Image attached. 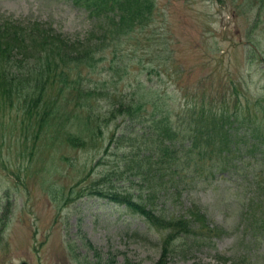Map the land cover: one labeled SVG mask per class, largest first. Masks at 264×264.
<instances>
[{
	"label": "rangeland",
	"instance_id": "1",
	"mask_svg": "<svg viewBox=\"0 0 264 264\" xmlns=\"http://www.w3.org/2000/svg\"><path fill=\"white\" fill-rule=\"evenodd\" d=\"M155 1L153 19L113 46L120 57L107 47L99 63L80 68L81 87L93 90L83 97L96 119L84 123L87 106L72 88L56 98V107L51 100L52 116L44 126L35 114L24 119L20 100L5 103L0 264H223L218 254L235 264H264V238L243 240L247 235L238 225L245 183L237 178L246 175L237 168L222 176L203 171L184 181L159 179L150 204L154 214L182 216L196 205L207 217L205 227L173 236L164 257L162 242L170 231L163 224L88 193L99 183L137 198L146 192L138 189L149 186L124 164V155L133 154V141L118 138L121 133L133 137L137 126L112 112L115 103L130 102L136 90L164 102L178 120L187 103L202 99L243 114L246 107L260 112L264 106V0ZM4 18L49 23L70 37H84L95 24L75 0H0ZM249 116L264 123L260 114ZM72 133L85 138L83 146L68 143ZM216 225L224 232L215 235L210 228Z\"/></svg>",
	"mask_w": 264,
	"mask_h": 264
},
{
	"label": "trees",
	"instance_id": "2",
	"mask_svg": "<svg viewBox=\"0 0 264 264\" xmlns=\"http://www.w3.org/2000/svg\"><path fill=\"white\" fill-rule=\"evenodd\" d=\"M75 2L87 11L95 23L84 37H70L51 24L38 20L27 24L8 18L0 20V113L5 103L10 105L13 99H17L22 103L24 119L26 117L28 120L35 114V119L38 118L37 123L44 126L48 122V117L52 116V112L47 110L51 100L55 99L56 107V98H62L63 93L72 88L79 95L80 101H84L87 106L84 123L87 124L90 118L96 119L97 116L92 113V106L83 97V92L87 96L93 90H84L81 87L80 81L83 77L80 68L93 67L99 63L107 47H112L111 52L115 58L120 57L121 50L116 51V47L113 46L121 43L122 36L153 19L156 1L75 0ZM51 89H54V94L50 92ZM149 94L147 91L136 90L130 102L115 103L112 110L117 116L133 119V126H137L138 132L133 137L121 133L118 138L133 141V154L124 155V164L133 168V172L130 173L142 183H148L147 189H138L139 192L146 191L145 194L139 193L137 198H134L129 191L105 190L99 183L91 185L88 193L124 204L152 224H163L162 227L170 231L162 242L164 249L161 250L164 257L173 236L188 235L194 227H205L204 221H207L201 208L196 205L189 208L188 214L160 216V219L150 206L152 199L159 192L158 182L161 183L159 179L167 176V180H171L170 177L173 175L178 181H184L188 174H192L188 173L189 171L199 172V167L195 163L192 166L193 158L189 150H181L177 146L178 136L190 137L197 145L200 134L205 133L209 139L213 138L217 142L216 145L219 142L220 145L217 146L222 154L215 155L209 165L210 168L206 170L220 168L217 172L221 173L223 167L229 164L228 161L231 160L229 156L233 153L242 152L243 149L264 153L263 139L251 138V135L255 136L258 132L264 134V123H256V120L249 116L260 114L264 122V106L258 108L260 112L246 110L244 116L239 114L232 116L223 112V109L213 115L211 112L213 110L203 108L205 106L203 102H194L187 108L189 122L193 123L179 129L171 126V108L164 102L160 103L158 99H149ZM205 109L209 110L208 113ZM234 122L245 128V137H240L238 129H234ZM201 125H206L204 126L206 129L201 128ZM66 139L75 147L83 146L85 143V138L78 134H69ZM181 156L184 160L178 163ZM249 186L250 190L246 192V199L243 198L244 203L240 208L239 225L245 231L250 230L251 234L255 232L256 238L261 236V230H256L264 228V179L257 173ZM210 229L216 233L224 231L222 226ZM221 258L225 263L229 260L226 256Z\"/></svg>",
	"mask_w": 264,
	"mask_h": 264
}]
</instances>
